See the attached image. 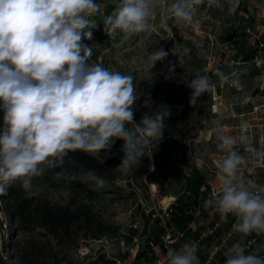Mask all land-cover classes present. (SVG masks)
I'll return each instance as SVG.
<instances>
[{"label": "rangeland", "instance_id": "rangeland-1", "mask_svg": "<svg viewBox=\"0 0 264 264\" xmlns=\"http://www.w3.org/2000/svg\"><path fill=\"white\" fill-rule=\"evenodd\" d=\"M96 2L101 5V14L95 17L99 25L93 32V39L85 41L93 44L92 60L134 77V94L138 97L135 107L147 102L146 113L163 106L171 110L166 100L174 95L180 99L179 116L171 112L165 121L167 127L163 139L153 148L152 155L142 157L139 166L127 172L116 170L123 157L122 140H116L110 150H102L96 157L106 169L92 171L105 179L103 187H97L85 177L89 169L68 157L63 170L72 171L81 186L54 178V172L58 171L54 169L34 178L31 190H24L19 182L7 187L11 201L23 202L21 217L16 220L6 211L5 200L8 198L0 196V255L5 256L7 264H107V260H111L107 254L120 256L122 264H145L144 258L134 259L128 245H121L123 237L140 222L134 235L138 238V252H145L147 239L159 237L162 231L158 219L146 218L147 209L154 206V200L162 201L170 194L177 196L186 207L194 203L192 178L200 175L212 181L214 177L211 170L216 153V132L224 129L233 134L238 114L264 102V0H218L215 5L209 0H201L191 21L180 25L174 23L167 11L173 0H150L153 9L149 20L151 27L147 33L139 34L104 30L103 19L115 10L118 2ZM97 32L107 34L109 42L103 41ZM230 33L233 37H228ZM260 42L263 45L255 48ZM158 47L164 48L168 56L153 67L147 62V56ZM253 50L257 53L255 63L239 60L241 53ZM170 68L173 69L171 72ZM217 71L223 72L228 82H233L236 87L217 91L218 100L222 102L217 108L213 107L217 103L213 91L203 94L196 107L191 106L192 90L187 86L188 82L195 75H207L215 83L219 81ZM246 97L252 100L249 104L241 102ZM171 122L181 129V134L175 131ZM171 139L176 140L180 154L167 155L161 143L168 146ZM161 160L166 165L158 175V181H154L157 184H150L147 174ZM46 202L79 209L88 215L92 225L87 227L76 222L68 233L54 238L47 229L35 226L31 217L35 204ZM204 210L207 214L205 225L216 217L215 214L221 219L220 214L210 208ZM177 212L169 221L182 227L184 219L181 216L174 218ZM97 222L104 227V233L96 232ZM226 224L228 218L222 219L224 228H227ZM193 234L194 231H189L187 237ZM81 247L88 249L83 258L79 254ZM207 247L208 243L199 247L200 264L207 254Z\"/></svg>", "mask_w": 264, "mask_h": 264}, {"label": "clouds", "instance_id": "clouds-1", "mask_svg": "<svg viewBox=\"0 0 264 264\" xmlns=\"http://www.w3.org/2000/svg\"><path fill=\"white\" fill-rule=\"evenodd\" d=\"M200 3L173 0L167 11L180 25L191 21ZM100 14L96 0H0V194L16 182L31 190L33 179L48 170L62 169L54 178H65L63 165L70 153L100 156L116 140L123 141L116 170L127 172L138 167L142 157H150L163 139L171 110L160 107L136 122L134 77L92 60L93 44L85 41L93 39L99 25L95 17ZM152 16L150 0H118L103 26L125 34L147 33ZM167 56L158 47L147 62L154 67ZM216 75L222 84L228 82L223 72ZM187 86L193 107L216 87L207 75H195ZM240 127L247 129L249 124L243 121ZM216 139L219 192L204 207L221 219L232 214L236 218L232 232L241 237L224 252V264H264V245L250 252L244 242L252 233L264 234V184L251 178L264 161V136L254 143L244 133L218 130ZM85 177L97 187L106 183L92 170ZM198 250L195 241L169 248L166 264H200Z\"/></svg>", "mask_w": 264, "mask_h": 264}, {"label": "built area", "instance_id": "built-area-1", "mask_svg": "<svg viewBox=\"0 0 264 264\" xmlns=\"http://www.w3.org/2000/svg\"><path fill=\"white\" fill-rule=\"evenodd\" d=\"M262 42H260L256 47L262 46ZM257 59V53H254L253 56L248 59H243L239 56V60L243 63H255ZM216 85L214 89V98L217 100V103L213 105V107L217 108L222 105V102L218 100L220 98L218 96L217 91H221L227 88H234L236 85L233 82L221 83V81H217L214 83ZM252 101L250 98H244L241 102L245 104H249ZM239 120L238 123L234 126L233 135H239L241 133L246 134L254 143L261 137L264 136V102L259 103L258 105H252V108L248 111H243L238 114ZM247 121L249 124V128L241 129V122ZM223 130L224 129H220ZM228 133V132H226ZM217 144L218 141L216 140ZM243 152V149H240ZM173 156L176 155V152L172 153ZM218 154L217 151L212 158V172L214 173V177L212 181H208L206 178H203V181L199 183L196 188V194L194 196L195 202L191 205L184 208L182 211L177 212V207L179 205L178 197L175 195L166 194L169 199L167 202H158L154 200V206L152 208L147 209V214L150 215L152 219H158L159 223L162 227V231L159 237L149 238L146 241V254L152 260V264H166V255L167 250L169 248L179 249L183 241H195L198 243L199 247L203 244L208 243L207 254L201 264H224L225 256L224 252L230 247L232 244L236 243L235 237L237 234L232 232V229L222 228L221 219L213 220L211 224H209L206 228L202 230H197L195 228L196 221L200 219L203 211L205 209L204 202L207 197H211L214 194H218L219 192V182H218ZM190 171V168H187ZM245 176L248 175L247 171L244 170ZM257 181V183L264 184V161H262L258 167L255 169V175L251 177ZM149 185V184H148ZM160 189V188H159ZM152 194V193H151ZM177 212L179 216L189 215L190 220L186 222L184 227H178L170 222V218L173 214ZM232 215V214H229ZM140 226V222L138 224H134L132 227L136 229ZM189 231H194V234L190 237H187ZM105 239V237H104ZM106 240V239H105ZM107 241V240H106ZM134 241H138L136 236L134 237ZM106 243V242H105ZM245 243L248 245V251H254L256 248L264 245V234L257 235L256 233H252L245 240ZM123 240L121 241V245H123ZM105 246V244H104ZM98 249V247H97ZM87 247H81L79 249L80 257L83 258L85 253H87ZM107 253V251H106ZM218 254V257H215ZM261 254H264V250H262ZM136 253L134 254V259L136 257ZM108 258L113 260V264H122L123 259L119 256L109 255Z\"/></svg>", "mask_w": 264, "mask_h": 264}, {"label": "trees", "instance_id": "trees-1", "mask_svg": "<svg viewBox=\"0 0 264 264\" xmlns=\"http://www.w3.org/2000/svg\"><path fill=\"white\" fill-rule=\"evenodd\" d=\"M116 1L118 2V0ZM97 36L103 39V41L109 42V38L107 34L101 35L99 32H97ZM228 37H233V33L228 34ZM254 50L245 53L243 52L240 55L243 59H248L249 57L254 55ZM179 100L180 99H178L174 95L168 97L166 100V103L171 108V112L177 116H179L178 115ZM146 112H147V107L145 105H140L135 107L136 122H139L143 114ZM170 125L174 127L175 131L178 134H181V129L176 128V124L174 122H171ZM2 130H3V113L0 112V131ZM169 141L170 144L168 146L165 145L163 142L161 143V145L165 147L164 149L167 155H171L173 152L180 154V152H178L179 146L177 145L176 140L171 139ZM68 158L73 160L75 163L81 164L85 169L95 170V171L106 169V167L98 160L96 156L95 157L90 156L83 152L77 151L74 153H70ZM165 165L166 162L163 160L156 162L154 169L147 174L150 184H157L154 181H158V175L163 171ZM58 171H61V169H58ZM64 171L66 172V177L61 178L62 181L74 183L75 186L82 185V183L75 178L72 171L70 170H64ZM191 181L193 183L194 191L196 194V188L199 185V183L203 181V177L197 175L194 178H192ZM87 191H90V189H88ZM10 194H11L10 190L7 189L3 194H0V196L4 198H8L7 200H5V204L7 203L6 211L9 214V216H12L13 219L18 220L21 217L23 202L19 200L11 201L9 198ZM185 205L186 204H181L180 202L177 207L178 211L180 212L184 210V208H186ZM33 208L34 209L32 210V216H31L33 219V224L37 227H43L47 229L54 236V238H58L61 235V233H68L76 222L79 223L82 222L87 227H90V225H92V221H90L88 215L79 209L71 210L69 208L61 207L59 205L53 204L51 202H46L45 204L36 203ZM146 218L150 219V215L146 214ZM174 218L179 219L180 216L175 215ZM190 219H191L190 217H187V221H189ZM95 227H97L96 228L97 233H104V227L100 224V222H97ZM135 232H136L135 229H132V232L128 234V236L123 237L122 240L126 245H128L132 241V237ZM4 259L5 256L0 255V264H7ZM113 263H114L113 260L108 261V264H113Z\"/></svg>", "mask_w": 264, "mask_h": 264}, {"label": "crops", "instance_id": "crops-1", "mask_svg": "<svg viewBox=\"0 0 264 264\" xmlns=\"http://www.w3.org/2000/svg\"><path fill=\"white\" fill-rule=\"evenodd\" d=\"M179 203H180V201H179ZM182 204V203H181ZM215 218H211L212 220L207 224V225H205L204 223L206 222V219H207V214L205 213V210L203 211V214L201 215V217H200V219L198 220V222H199V227L197 228V230H202V229H204V228H206L209 224H211L212 223V221L213 220H217V219H219L218 217H217V215L215 214ZM184 220H183V225H182V227H184L185 226V224H186V222H187V217H190L189 215H185V216H181ZM221 218V217H220ZM227 218H228V224H226V227H227V229H232V225H233V223H235V217L233 216V215H228L227 216ZM186 219V220H185ZM220 220V219H219ZM221 221V225H222V219L220 220ZM197 222V221H196ZM195 222V223H196ZM179 227V226H178ZM181 227V226H180ZM222 228H224L223 226H222ZM249 236V235H248ZM248 236L247 237H245L244 238V242H245V240L248 238ZM134 237H135V235H133V237H132V241L128 244V246L127 247H129V248H131L130 250H132V252H133V255H134V253H137V255H136V257H135V260H142V258H144L143 259V261H144V263L145 264H152V262H150L149 260H150V257L146 254V252H144V251H140V252H138V249H139V247H138V243L137 242H135L134 241ZM241 239V237H240V235H236V237H235V240H236V242L238 241V240H240ZM253 251V250H252ZM125 255V254H124ZM118 256V255H117ZM120 257V256H119ZM108 261H110V260H107V264H108ZM143 263V262H142Z\"/></svg>", "mask_w": 264, "mask_h": 264}, {"label": "bare ground", "instance_id": "bare-ground-1", "mask_svg": "<svg viewBox=\"0 0 264 264\" xmlns=\"http://www.w3.org/2000/svg\"><path fill=\"white\" fill-rule=\"evenodd\" d=\"M215 110H216V109H215ZM168 199H169V197L166 196V197H164V198L162 199V201H161V200H160V201L163 202V203H165V202H167ZM160 201H159V202H160Z\"/></svg>", "mask_w": 264, "mask_h": 264}]
</instances>
